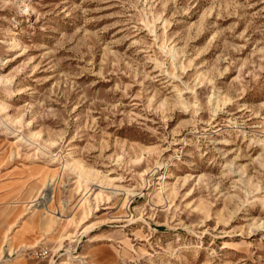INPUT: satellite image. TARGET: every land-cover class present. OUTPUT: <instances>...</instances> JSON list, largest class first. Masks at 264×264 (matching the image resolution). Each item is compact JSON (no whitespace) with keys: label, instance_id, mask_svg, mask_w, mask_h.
<instances>
[{"label":"rangeland","instance_id":"1","mask_svg":"<svg viewBox=\"0 0 264 264\" xmlns=\"http://www.w3.org/2000/svg\"><path fill=\"white\" fill-rule=\"evenodd\" d=\"M0 264H264V0H0Z\"/></svg>","mask_w":264,"mask_h":264}]
</instances>
